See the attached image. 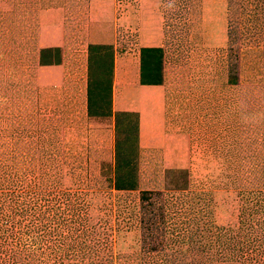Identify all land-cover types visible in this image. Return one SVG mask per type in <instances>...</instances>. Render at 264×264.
<instances>
[{
	"label": "rangeland",
	"instance_id": "obj_1",
	"mask_svg": "<svg viewBox=\"0 0 264 264\" xmlns=\"http://www.w3.org/2000/svg\"><path fill=\"white\" fill-rule=\"evenodd\" d=\"M242 1L0 0V264H264L227 243L264 247V0Z\"/></svg>",
	"mask_w": 264,
	"mask_h": 264
},
{
	"label": "trees",
	"instance_id": "obj_2",
	"mask_svg": "<svg viewBox=\"0 0 264 264\" xmlns=\"http://www.w3.org/2000/svg\"><path fill=\"white\" fill-rule=\"evenodd\" d=\"M229 1V0H228ZM251 0H243L241 4L244 5V8H247V6H251L250 4ZM231 3V0H230ZM259 4H256L255 6H258ZM228 10L230 12L233 11V8L230 7L228 5ZM230 21H228L229 24ZM95 48V46L93 47ZM92 48V49H93ZM42 51V49L40 50ZM163 47L162 46H156V47H146L142 49L143 52V56L141 58L142 61V77H144V70L152 69V72H150V74L148 76H146V78H148V80L146 81H142V83L144 84H160L162 81V61H163ZM41 58V57H40ZM41 60V59H40ZM155 60H157L158 64L155 63ZM161 63V64H160ZM59 64V63H57ZM41 65H52V63H41ZM160 67V68H159ZM159 69V70H158ZM161 70V71H160ZM92 85V81H89V88ZM251 231H245V236L251 234ZM243 233V231H242ZM239 234V232H238ZM228 236V235H225ZM238 236V235H235ZM235 236H229L228 239H230L227 243L231 246V250L232 251V256H234V258L231 256V261H238L237 257H241V256H247L248 254H250L249 252H261L264 253V247H262L259 244V240L258 237H255L253 235H251V238H246L244 239V242L238 240L237 238L234 239ZM227 239V240H228ZM233 240H235V243L231 244V242H233ZM231 254V253H230ZM240 262V261H238ZM246 261L243 259V264ZM246 264V263H245Z\"/></svg>",
	"mask_w": 264,
	"mask_h": 264
},
{
	"label": "crops",
	"instance_id": "obj_3",
	"mask_svg": "<svg viewBox=\"0 0 264 264\" xmlns=\"http://www.w3.org/2000/svg\"><path fill=\"white\" fill-rule=\"evenodd\" d=\"M41 67H52V68H59L60 65H44V66H41Z\"/></svg>",
	"mask_w": 264,
	"mask_h": 264
}]
</instances>
